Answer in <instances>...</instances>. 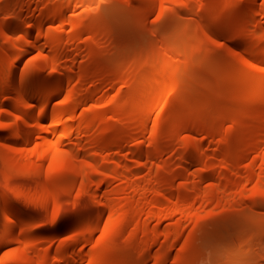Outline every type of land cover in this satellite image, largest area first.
Returning a JSON list of instances; mask_svg holds the SVG:
<instances>
[{"label":"rangeland","instance_id":"374dc122","mask_svg":"<svg viewBox=\"0 0 264 264\" xmlns=\"http://www.w3.org/2000/svg\"><path fill=\"white\" fill-rule=\"evenodd\" d=\"M247 3V0H0V47L9 44L1 28L3 21L18 17L25 26L42 21L26 37L25 28L11 31L20 40L12 59L28 45L39 44L38 36L43 35L42 45L14 68L16 78L36 69L52 71L49 57L53 54L60 70L65 71L64 66L72 68L73 76L65 74V88L76 83L78 94L88 89L97 92L83 108L108 109L109 121L130 129L119 147L92 148L91 135L84 132L63 139L61 150H78L80 161L87 165V157L96 150L102 163L108 166L106 174L89 165L94 174L89 183L92 190L71 195L55 182L48 184L44 177L57 167L49 160L41 161L36 152L48 139L55 141L60 137L53 127L54 121L48 118L44 129L35 119L25 124L20 112L11 109L21 103L17 91L0 92V243L5 235L1 230L3 224L12 214L11 210L3 209L1 193H8L13 206L24 213V220L17 222L15 229L19 245L16 240L3 244L0 264H25L23 251L19 249L23 244L30 245L33 264H66V259L57 260V254L69 243L82 256L74 264H92L96 259L93 253L99 254L96 264H264V190L255 183L241 188L254 157L257 170L263 169L264 174V145L241 147L229 162L225 159L229 143L237 144L236 139L245 127L254 130L257 118L264 117V91L260 90L264 82L258 77L260 71L230 51V46H236L243 55L252 57V49L244 50L249 31H238L243 15L229 16L232 10ZM258 3L264 6V0ZM149 5L153 9L144 22L141 16ZM43 8H62L63 12L47 19L41 12ZM96 15L101 18L97 29L88 28ZM259 18L264 24V11ZM48 28L62 34L59 46L53 47L48 42ZM87 46L98 48L99 53L90 55ZM84 63L101 65L98 75L80 79ZM2 78L0 91L7 81V77ZM148 98L155 99V104L148 105L142 124L135 119V111ZM64 102L63 93L49 107ZM80 113L81 108L76 112V122ZM16 120L21 123L23 134H33L30 142H20L13 136L10 124ZM192 120L216 123L219 130L210 133L193 126L180 127ZM140 124L142 127L137 128ZM156 131L159 139L154 140ZM186 145L188 150H184ZM139 148L144 151L142 157L136 153ZM151 149L154 158L146 152ZM196 154L203 159L193 162ZM118 162L123 166L111 169ZM158 169L170 174L188 169V175H174L171 182L174 188L163 190L164 204L157 206L152 204L153 197L163 189ZM106 178L109 180L103 182ZM187 182H198L199 190L179 194L177 188ZM43 184L51 185L55 192L48 205L42 200ZM217 184L224 190L222 196L235 201L214 204L216 195L212 199L208 189ZM94 190L98 191L97 197L92 195ZM191 200L194 202L191 211L195 208L194 213L202 214L186 216L176 208L178 203L183 205ZM109 201L122 211L117 225L105 233L111 214ZM56 203L60 205L61 216L53 221ZM230 212L237 214L229 216ZM130 217L134 220L126 222ZM72 219L78 221V228L64 229ZM87 227H91V232L88 228L87 238H83ZM151 240L155 242L145 251ZM103 244L124 253L117 261H110V250L100 252ZM246 250L252 255L247 257ZM178 254L180 260L176 258Z\"/></svg>","mask_w":264,"mask_h":264},{"label":"bare ground","instance_id":"6f19581e","mask_svg":"<svg viewBox=\"0 0 264 264\" xmlns=\"http://www.w3.org/2000/svg\"><path fill=\"white\" fill-rule=\"evenodd\" d=\"M152 1V0H151ZM248 3L246 6L238 9H234L230 12L229 16H236V15H243V22L241 26L238 28V31H241L242 29L249 31V34L247 38H245L246 43H245V48L244 50L247 52L248 49L250 50V53L252 54V57H246L243 55L242 51L236 47V46H230V51L231 53L237 57V58H242L244 59V63L248 65L253 69V65L255 69L259 72V79L261 82H264V24L259 18L260 13L264 11V6L260 7L258 0H247ZM18 1L14 2V4H17ZM15 6V5H14ZM153 6L149 5L145 12L142 14L141 18L143 19L144 22L148 20L149 14L152 11ZM41 12L46 14L47 19H54L58 16H60L63 12V9H41ZM228 17V15H227ZM101 18L96 15L93 16L90 20V23L88 24V28L91 29H97L98 27V22ZM177 18H175L176 20ZM42 21L38 20L34 23H31L29 25H24L19 22L18 17H15L14 20L12 21H6L1 24V28H3L6 38L8 41V45H3L0 47V79L2 77H7V81H4V84H2V89L0 92H6V91H11L15 90L17 97H19L21 103L20 105H13L11 106L12 111L14 112H20L19 117L23 120L25 124H29L32 119H35L37 121V124L40 125L44 129L45 122L48 118H51L50 120L54 123L53 127L54 129H57L59 131V136L57 140H47L44 146L42 148H38L36 150L37 155L41 161H46L49 160L50 164L53 167H57V169L60 170V173H57L56 170L53 173H47V175L44 177L46 178L45 180H48V184L51 182H55L59 184L62 187V190L65 193L71 194L73 192L77 191H85L86 189L89 190L91 189V186L89 187V183L92 181L91 178L93 177V171L91 170L92 167L94 166L96 169L94 171L96 172H102L106 173V170L108 169V166L105 163H102L101 157L99 156L100 153H98L95 149L90 150L94 152H90L89 156L86 159V162L89 164L87 165L86 163L80 161V153L78 150L74 148H69L67 150H61L60 146L61 143L63 142L64 138H69L72 137L74 133L77 134V132H84L85 134H90L91 135V140L89 141V144L91 145L92 148L97 149L100 147L101 149L105 148H111V147H119L121 146L122 142L124 141L125 136L127 133H129L130 129L129 128H124L121 123H115L111 122L108 120L106 117V112L108 109L105 108H99V107H92L89 109L83 108V104L93 95H95L97 92L95 90L88 89L82 94H78L77 90V85L75 84H70L67 88L64 87V83L66 81L65 79V74L69 76L72 75V68L69 66H64L65 71L60 70L61 68L58 66V61L56 59L55 55H50L49 57V63L51 66H53L52 71L46 72L41 69H36L34 71H31L29 73H23L19 77L16 78L14 74V68L18 66L23 58L32 50L35 48H38L42 45V36H38V42L39 44H31L28 45L26 48H23L21 52L18 53L17 57L15 59H12V55L15 53V48L18 46V43L20 40H16L14 36L12 35L11 31L14 29H20V28H25L24 35L29 36L32 33V29L35 25L41 24ZM75 28H78L77 26ZM77 33L79 34V31L76 29ZM46 35L49 39V43L53 47H57L60 45V39L62 38V34L59 31H55V29H49L46 32ZM45 42V41H43ZM1 46V45H0ZM89 54L92 56H95L99 53V49L96 47H89ZM247 48V50H246ZM249 52V51H248ZM101 65L95 64V65H90L87 63H84L81 65V74L79 75L80 79H92L95 76L98 75L97 69ZM59 67V68H58ZM9 70L7 73L6 71ZM5 79V78H2ZM69 82V81H68ZM260 90L264 91V86L262 85L260 87ZM65 94V102L61 105H54L53 107H49V104L53 99L58 97L61 94ZM15 94V93H14ZM11 95V94H10ZM13 96V95H11ZM155 99H146L144 106L138 108L135 111V119L137 120H143L145 117H147V107L150 103L155 104ZM151 104V105H152ZM37 106V109L34 107ZM81 108V113H80V119L79 121L76 122L75 116L76 112L78 109ZM17 114V113H16ZM13 123V124H12ZM10 125L11 128L13 127L12 131L13 136L18 138L21 141L24 142H30L33 138L32 133L28 134H23L22 129H21V123L16 120L15 122H12ZM142 124L144 123L143 121L141 122ZM142 124L138 125L137 128H141ZM186 126H193L195 129H206L210 131V133H214L215 131L217 132L219 129V126L216 123H210V124H201L196 121H191V122H184L180 124V127H186ZM46 127V125H45ZM155 128V125H154ZM246 129L241 133V135L236 139L237 144H233L230 142V151H228L225 159L227 162H229L232 158L235 157L234 154L239 148H246V149H251L255 147H261L264 145V117L263 119L258 117L257 118V124L255 125V128L250 127H245ZM46 129V128H45ZM53 129V130H54ZM129 129V130H128ZM48 131L50 130L47 129ZM212 130V131H211ZM260 130V132H259ZM56 131V130H55ZM92 131V132H91ZM129 131V132H127ZM91 132V133H90ZM259 132V133H258ZM129 135V134H128ZM79 136L77 137V139ZM154 140L159 139V134L157 131L153 135ZM171 140V137L168 136L166 138V141L169 142ZM89 145V146H90ZM95 146V147H94ZM189 145H186L184 150H188ZM197 148H199V145H197ZM102 151V150H101ZM148 156L151 158H154V153L151 150H146ZM18 153V152H17ZM20 153V152H19ZM136 153L139 157H142L144 151L139 148L136 149ZM185 155V154H184ZM238 157L240 156L237 154ZM21 156L25 157L26 154L21 153ZM242 156V155H241ZM262 158L264 160V153L262 155ZM203 157L201 155H194L192 157V161L195 162L197 160H201ZM123 166L120 162L116 164L115 167L111 169H118V167ZM117 167V168H116ZM158 176L163 179V189L159 190L158 193L153 197L154 201L152 204L154 205H160L163 203V199L161 195L163 194V190H168V189H173L172 187V180L174 178V175L176 176H182L185 177L186 173L188 175V169L181 170L178 173L175 174H170L165 170L158 169ZM56 172V173H55ZM262 171L257 170V165H256V157H254L251 161V166H250V172H248V175H245V181H243L241 188L245 189L249 184L255 183L257 188H261L264 190V174H262ZM109 174V173H106ZM209 175V174H208ZM109 176V175H108ZM55 177V180H54ZM109 178V177H108ZM106 178L103 180L108 181L109 179ZM11 179V178H10ZM8 179V181L10 180ZM159 179V178H158ZM10 182V181H9ZM199 182V181H198ZM198 182L195 183H190L187 182L183 186H179L177 189L179 191V194L185 193L189 191H197L200 188V184ZM162 183V181H161ZM8 184V182H6ZM52 185V183H50ZM54 184V183H53ZM47 186L43 184L42 186V200L45 205H48L50 201L52 200V196L55 195V192L50 186ZM101 185V182H98V186ZM92 190V189H91ZM209 192L212 193V199L214 198L213 196L216 195L214 198V204H227V203H232L235 201L234 198L229 197V196H222L220 193L223 190L222 186L217 184L216 186L208 189ZM90 192V191H89ZM2 196V202L4 205L3 209L6 210H11L12 214L7 216L6 218V223L3 224L4 228H2V234L4 235V239L0 243V247L3 246V244H6L8 242H16L20 238L18 235H15V229H16V224L20 223L21 220H24L23 216L24 213L17 209V207L13 206V204L10 201V195L8 196V193H1ZM74 194V193H73ZM79 194V193H78ZM72 195V194H71ZM95 197L98 196V191L94 190L93 194ZM219 195V196H218ZM70 196V195H68ZM54 200V199H53ZM190 200V199H188ZM213 202V201H212ZM1 203V202H0ZM182 204V202H180ZM116 203L112 202H107V207L111 209V214L107 220V223L105 225V233L110 231L113 226L117 225V220L119 218V213L122 211L121 208L117 206L116 208ZM161 204V205H162ZM178 203L176 205V208L180 210L182 213H184L186 216L192 215L196 216L198 213H194L196 209L194 208V211H191V208L194 204V202L191 200V202L185 203L181 205ZM229 205V204H228ZM232 205V204H230ZM55 211L53 221H57L60 219L61 216V209L60 205L56 203L54 205ZM1 208V207H0ZM193 210V209H192ZM10 213V212H9ZM202 214V213H199ZM237 213L230 212L229 216L236 215ZM198 217H196L194 221V225L191 227L194 228L197 221ZM20 218V221L19 219ZM8 219V220H7ZM134 220V217H130L127 219L126 222H132ZM18 222V223H17ZM115 224V225H114ZM78 221L72 219L69 221V223L66 225L64 229L69 230L73 228H78ZM87 226V225H86ZM190 227V228H191ZM89 227L86 228L85 234L83 230L82 237L87 238L86 231L88 230ZM191 228V229H192ZM90 230V231H89ZM89 232H91V227L89 228ZM85 236V237H84ZM178 237V235H176ZM78 238V237H77ZM75 238V240H79ZM15 242V243H16ZM155 241L151 240L150 242L147 243V247L144 249L145 251L149 250L151 246L153 245ZM18 243V242H17ZM19 245V243H18ZM28 245V244H27ZM26 245V246H27ZM186 245V244H185ZM184 245V250L187 248L186 245ZM24 244L21 246L23 248ZM24 246V248H19L23 251V256H24V261L25 264H33V255H32V250H30L31 247L28 245L27 247ZM1 250V249H0ZM108 250L111 251V254L108 255V258L110 261H117L118 256L124 251L122 250H112L109 249L105 244L102 245L100 248V252H107ZM249 251V250H248ZM247 250L245 251V255L248 257L252 255V252L249 251V253H246ZM2 253V252H1ZM0 253V254H1ZM249 254V255H248ZM94 257L96 258L92 264H96L97 258L99 254L93 253ZM1 257V256H0ZM82 258L81 254L79 253L78 250L74 249L73 244H65L61 247L60 251L57 254V260H63L66 259V264H74L77 261H79ZM178 260L181 259V254H178L176 257ZM100 259V258H98ZM160 259V258H159ZM161 260L164 262L166 259L164 257H161ZM1 261V260H0ZM1 263V262H0Z\"/></svg>","mask_w":264,"mask_h":264}]
</instances>
